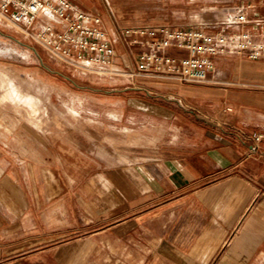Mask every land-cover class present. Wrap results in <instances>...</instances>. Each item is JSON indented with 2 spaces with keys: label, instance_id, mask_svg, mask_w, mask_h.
Instances as JSON below:
<instances>
[{
  "label": "crops",
  "instance_id": "obj_1",
  "mask_svg": "<svg viewBox=\"0 0 264 264\" xmlns=\"http://www.w3.org/2000/svg\"><path fill=\"white\" fill-rule=\"evenodd\" d=\"M70 1L101 18L117 71L137 60L118 27L218 23L239 7L264 19V0ZM232 30L264 41L253 22ZM213 62L203 83L95 74L114 87L73 94L22 88L6 70L33 102L0 86V264H264V58ZM54 98L92 125L53 121V106L65 112Z\"/></svg>",
  "mask_w": 264,
  "mask_h": 264
},
{
  "label": "built area",
  "instance_id": "obj_2",
  "mask_svg": "<svg viewBox=\"0 0 264 264\" xmlns=\"http://www.w3.org/2000/svg\"><path fill=\"white\" fill-rule=\"evenodd\" d=\"M0 14L68 65L101 72L113 65L115 49L101 18L70 0H0ZM248 22L264 33V19L248 20L239 7L220 23L119 27V37L127 47L137 48L133 75L155 74L183 83H203L214 69V56L243 53L251 59L264 58V41L254 39L248 31L232 30ZM169 49L185 53L174 56ZM120 72L114 69L109 73ZM252 137L258 142L262 135Z\"/></svg>",
  "mask_w": 264,
  "mask_h": 264
},
{
  "label": "rangeland",
  "instance_id": "obj_3",
  "mask_svg": "<svg viewBox=\"0 0 264 264\" xmlns=\"http://www.w3.org/2000/svg\"><path fill=\"white\" fill-rule=\"evenodd\" d=\"M227 17V16H226ZM226 17L222 19H226ZM193 22H185L179 25H173L167 23L164 25L169 26H187L191 24H197V22H203L202 24H209L211 19L197 17L193 19ZM207 21V22H206ZM216 23V22H213ZM220 23V22H218ZM122 28V27H121ZM117 33L119 36V27L117 28ZM31 47L35 49L32 50ZM47 67V68H45ZM134 68V67H133ZM133 68L124 69L120 72V76L123 78H135V76H144V74L133 75ZM6 70L13 71L17 74L16 80L21 85L22 88L26 89H62L69 90V94H73L72 91L79 89L81 87L88 89H99L109 90L114 87L109 85L107 78L99 80L93 76L95 74H112L110 71L114 70L111 68H106L102 72L98 69L88 70L87 68H80L75 65H68L60 61L57 57L52 55L49 50L42 47L39 43L35 42L29 35L27 36L22 28L16 26L9 22L7 18L0 14V86L1 79L3 78V73L6 72L11 75L14 79L12 73L7 72ZM50 73H53V76H50ZM57 73L59 75H57ZM69 77L70 80H66ZM42 78V80H40ZM46 79L47 81H45ZM106 79V80H105ZM52 82H51V81ZM105 80V81H104ZM102 81V82H101ZM15 82V81H14ZM50 83V84H49ZM119 86V85H117ZM121 86V85H120ZM1 89V87H0ZM1 94V90H0ZM72 99L74 101H72ZM54 105H61L62 107L59 110L65 111L63 113L56 112V107H52V120L56 122H73V121H83L85 125H92V114L91 113H80L79 115L73 116L68 112V105L63 101L58 102L54 98ZM76 98H70L69 105L76 103ZM66 101V100H64ZM98 105L92 101H87L86 106L92 108V106ZM0 106H3V103H0ZM75 106V105H74ZM102 109L107 110L109 108L108 98H102L101 101ZM2 110V107H0ZM39 113V109H37ZM87 110V109H86ZM41 116L45 115L44 109H42ZM100 119L102 121L101 130L102 133H106V136L110 132L108 127V122L111 120L108 114H100ZM133 132V142H140L139 136ZM138 144V143H137ZM140 144V143H139ZM107 150L108 146H105Z\"/></svg>",
  "mask_w": 264,
  "mask_h": 264
},
{
  "label": "bare ground",
  "instance_id": "obj_4",
  "mask_svg": "<svg viewBox=\"0 0 264 264\" xmlns=\"http://www.w3.org/2000/svg\"><path fill=\"white\" fill-rule=\"evenodd\" d=\"M2 73H3V78L1 79V87L6 91V93L8 92L10 95H12L10 98L11 99L10 101H13L15 103L22 102V103H26V104H31V102H33V99L31 97L25 96V95H27L24 93L26 91L23 92L25 95H23V93H21L19 91L20 88H19V86H17L15 84L13 77L6 72H2ZM33 95H35V94H33ZM38 98H36V100H37L38 106H40L39 102H41L42 99L39 100ZM38 100H39V102H38ZM35 106H36V104H35Z\"/></svg>",
  "mask_w": 264,
  "mask_h": 264
}]
</instances>
